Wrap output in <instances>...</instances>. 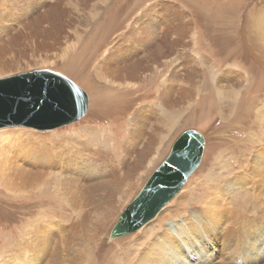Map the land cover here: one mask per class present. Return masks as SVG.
I'll use <instances>...</instances> for the list:
<instances>
[{
  "label": "rangeland",
  "instance_id": "1",
  "mask_svg": "<svg viewBox=\"0 0 264 264\" xmlns=\"http://www.w3.org/2000/svg\"><path fill=\"white\" fill-rule=\"evenodd\" d=\"M40 1L51 6L49 16L54 19V25L63 28L55 36L50 32L49 20H45L38 23V31L31 36L20 18L11 31V34L20 35L19 41L6 47L8 41L3 37L4 46L0 45L6 50L0 56V78L41 68L58 71L87 92L88 109L84 116L70 124L47 130L9 126L0 128V135L12 132L36 138L34 135L38 133H47L56 138L79 135L86 139L89 135L85 128L94 127L100 132H109L101 144L119 160L124 154L122 146L129 130L137 127L131 119L142 108L153 107V113L142 127L145 133L142 142L150 134L155 139L148 161L135 174L129 193L118 199L115 211L102 227H98L97 236L84 248L83 264H126L133 252L141 247L139 235L145 225L117 237H110L111 228L166 157L181 131L198 129L205 136V148L198 167L164 208L174 205L181 193L186 194L185 199L190 195L188 197H193L191 200L196 202L203 185L213 181L206 178L208 175L243 172L254 146L264 142V138L261 142L255 141L259 131L264 129V121L259 120L264 118V30L258 22L264 18V0ZM153 7L158 9V14L164 13L163 18L167 17L168 8L169 22L173 21V26L158 32L149 46H141L128 34L137 27L134 21ZM175 9L181 11L177 19ZM43 11L40 7L37 13ZM139 31L137 28L136 32ZM123 39L128 42L124 43ZM124 46L131 48L135 55L132 61L138 56L142 63L155 64L154 68L149 72L140 70L138 79L122 81V78L108 76L102 66L104 58L116 47L122 49ZM152 55H159L158 60ZM180 64L193 67L196 89L192 100L178 108L163 102L157 105L162 84ZM156 66L159 67L157 70ZM228 70L238 72L239 83L229 76L224 77ZM178 82L177 88L187 84L186 81ZM221 86L224 94L217 93ZM169 111L176 114V121L172 119L169 123L165 119ZM224 111L229 117L225 118ZM2 150L1 162L8 154ZM25 152V149L20 150L16 160H20ZM32 156L34 154L30 152L28 158ZM7 164L11 165V161ZM49 179L45 185L27 192L14 193L0 184V253L27 236L35 224L66 225L74 217L69 205L56 197L53 178ZM194 187L199 188L197 194L192 192Z\"/></svg>",
  "mask_w": 264,
  "mask_h": 264
},
{
  "label": "bare ground",
  "instance_id": "2",
  "mask_svg": "<svg viewBox=\"0 0 264 264\" xmlns=\"http://www.w3.org/2000/svg\"><path fill=\"white\" fill-rule=\"evenodd\" d=\"M40 7L44 11L38 14ZM50 10L51 6L40 0H0V45L4 46L3 37L8 41L6 47L19 41L20 35L11 31L20 18L31 36L38 31V23L45 20H49L50 32L56 36L63 27L54 25ZM146 12L134 21L137 27L128 34L141 46H149L158 32L173 26V21L169 22L168 8L166 18L162 17L164 13L158 14L155 7ZM180 14L181 11L175 9V19ZM258 22L264 30V18ZM124 47H116L104 58L102 66L108 76L122 78V81L138 79L140 70L149 72L154 68L155 64L142 63L138 56L132 61L135 55L131 48ZM3 52L6 50L0 47V56ZM153 58L158 60L159 55ZM192 69L190 65L175 66L170 78L161 86L157 105L163 102L178 108L192 100L196 89ZM225 76L239 83L237 71L228 70ZM178 81L187 84L177 88ZM222 89V86L217 88V93L224 94ZM153 111L152 106H146L135 113L131 120L137 127L129 130L122 146L124 154L119 160L101 144L109 132L103 133L94 127L85 128L89 135L86 139L79 135L56 138L52 134L38 133L34 138L27 134L2 133L0 149L8 154L0 161V184L14 193L27 192L53 178L56 197L69 205L74 217L66 225L35 224L27 236L0 253V264H83L86 246L97 236L98 227L115 211L118 199L129 193L135 174L148 161L155 139L150 134L142 142L145 137L142 127ZM223 115L229 117L227 111ZM165 116L168 121H176V114L171 111ZM259 120L264 121V118ZM259 132L256 142L264 138V129ZM254 147L243 172L208 175L206 178L213 181L203 185L196 202L188 197L190 195L185 199L186 194L181 193L174 205L162 207L151 222L144 224L139 235L141 247L131 254L126 264H264V142ZM22 149L26 152L16 160ZM30 152L34 156L28 158ZM7 161H11V165ZM198 189L192 188L193 194H197Z\"/></svg>",
  "mask_w": 264,
  "mask_h": 264
},
{
  "label": "water",
  "instance_id": "3",
  "mask_svg": "<svg viewBox=\"0 0 264 264\" xmlns=\"http://www.w3.org/2000/svg\"><path fill=\"white\" fill-rule=\"evenodd\" d=\"M88 105L87 92L58 71L41 68L0 78V128L53 129L79 120ZM205 142L198 129L181 131L166 157L121 211L110 237L133 232L151 220L198 167Z\"/></svg>",
  "mask_w": 264,
  "mask_h": 264
},
{
  "label": "crops",
  "instance_id": "4",
  "mask_svg": "<svg viewBox=\"0 0 264 264\" xmlns=\"http://www.w3.org/2000/svg\"><path fill=\"white\" fill-rule=\"evenodd\" d=\"M123 40H124V39H123ZM123 42H128V41L125 40V41H123Z\"/></svg>",
  "mask_w": 264,
  "mask_h": 264
}]
</instances>
